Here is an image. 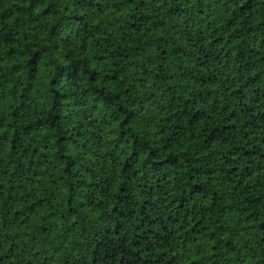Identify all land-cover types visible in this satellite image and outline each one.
I'll use <instances>...</instances> for the list:
<instances>
[{"label":"trees","instance_id":"16d2710c","mask_svg":"<svg viewBox=\"0 0 264 264\" xmlns=\"http://www.w3.org/2000/svg\"><path fill=\"white\" fill-rule=\"evenodd\" d=\"M0 264H264V0H0Z\"/></svg>","mask_w":264,"mask_h":264}]
</instances>
